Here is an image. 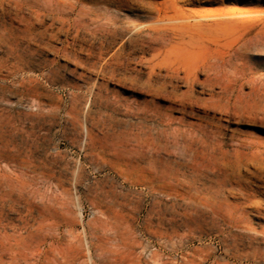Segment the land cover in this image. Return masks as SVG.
I'll use <instances>...</instances> for the list:
<instances>
[{
    "label": "rangeland",
    "instance_id": "obj_1",
    "mask_svg": "<svg viewBox=\"0 0 264 264\" xmlns=\"http://www.w3.org/2000/svg\"><path fill=\"white\" fill-rule=\"evenodd\" d=\"M169 1L223 57L180 101L165 0H0V264H264V0Z\"/></svg>",
    "mask_w": 264,
    "mask_h": 264
},
{
    "label": "bare ground",
    "instance_id": "obj_2",
    "mask_svg": "<svg viewBox=\"0 0 264 264\" xmlns=\"http://www.w3.org/2000/svg\"><path fill=\"white\" fill-rule=\"evenodd\" d=\"M23 1V0H22ZM29 2V1H28ZM41 2V1H40ZM210 2V1H209ZM217 2V1H216ZM35 4V3H33ZM125 4V3H124ZM13 6V5H12ZM124 6V5H123ZM151 6V5H149ZM1 8V7H0ZM5 8V7H4ZM29 8V7H28ZM24 9V7H23ZM41 9V8H40ZM2 10V9H1ZM24 11V10H23ZM21 12V11H20ZM158 17L156 18L154 24H143L142 22L134 23L133 29L130 30L129 35L127 37L128 41H130L133 45H139L140 36L143 32H147L150 36L149 39H142L140 45L142 49L151 47L152 44H157L158 48H155L157 53L156 55L162 56L158 59L157 62L151 65L150 70V79L152 78H161L157 82L156 90L165 89L167 87H171L172 91L169 94L173 100H179L180 94L178 93V82L184 81L188 89L186 92L192 91V87L199 81V74L203 71L206 72L207 77L209 79L213 78L215 82L220 81V76L218 75V67L220 62L223 61V57L218 58V61L212 60H204L200 59V50L203 47H208V44H205V40L203 38V32L201 33L196 29L195 24H191L190 22L179 23L178 21L182 18H189L191 15L180 14L176 7V4L172 1L165 0L158 8ZM225 12V11H224ZM38 14V12H36ZM74 13V12H73ZM31 14V13H30ZM149 14V13H148ZM22 16V14H21ZM20 16V17H21ZM28 16V15H27ZM39 16V15H38ZM47 16V15H46ZM45 17V16H44ZM56 17V16H55ZM215 17V16H214ZM34 18V17H32ZM38 18V17H37ZM48 18V17H47ZM199 18V17H198ZM203 18V17H202ZM14 20V19H13ZM21 20V19H18ZM59 20V19H58ZM219 20V19H218ZM39 21V20H38ZM127 21V20H126ZM215 21V20H214ZM21 22H24L23 20ZM205 22V21H204ZM7 23V22H6ZM41 23V22H40ZM216 24L218 22H215ZM64 24V23H62ZM116 24V23H115ZM223 24V23H222ZM221 23L218 26L222 27V32H225ZM226 24V23H225ZM229 24V23H228ZM25 26V25H24ZM28 26V25H27ZM31 26V25H30ZM37 26V25H36ZM256 23L250 26V30L247 33L251 32V27H255ZM61 27V26H60ZM201 27V26H200ZM210 27V25H209ZM225 27V26H224ZM198 28V27H197ZM217 29L220 30V29ZM30 29V28H29ZM34 29V28H32ZM204 29V28H203ZM210 29V28H209ZM215 29V28H214ZM22 30V29H21ZM20 30V31H21ZM125 30V29H124ZM200 30V29H199ZM230 30V29H229ZM213 31V30H212ZM230 32V31H228ZM217 33V32H216ZM247 33L239 32V38H243ZM41 34V33H40ZM82 34V33H81ZM206 34V33H205ZM222 34V33H221ZM18 35V34H17ZM80 35V34H79ZM127 35V34H126ZM209 35V34H206ZM223 35V34H222ZM21 36V35H20ZM19 36V37H20ZM211 36V35H209ZM213 36V35H212ZM211 36V37H212ZM216 36V35H215ZM81 37V36H80ZM218 37V35H217ZM209 39V38H208ZM24 41V40H23ZM36 41V40H35ZM241 41V39H240ZM29 42V41H28ZM21 43V42H20ZM38 44V43H37ZM33 45V44H32ZM44 46V45H43ZM11 47V46H9ZM214 47V46H213ZM216 47V46H215ZM12 48V47H11ZM219 48V47H217ZM2 49V48H1ZM7 50V49H6ZM206 50V48L204 49ZM210 50V48H209ZM213 50V49H212ZM211 50V52H212ZM215 50V48H214ZM8 51V50H7ZM217 51V50H216ZM215 51V52H216ZM208 52V51H207ZM210 52V51H209ZM202 53V52H201ZM134 54V53H133ZM209 53H207L208 55ZM214 54V53H213ZM216 54V53H215ZM83 55V54H82ZM204 54L205 56H207ZM19 56V54L17 55ZM130 57V56H129ZM134 57V56H133ZM145 57V56H144ZM9 58V56H8ZM136 57H134L135 59ZM16 60V59H15ZM133 61V59H131ZM16 63V62H15ZM132 63V62H131ZM135 64V62H134ZM133 65V63H132ZM137 65V64H136ZM135 65V66H136ZM13 67V66H12ZM33 68V67H32ZM213 71V77H211ZM30 72V71H29ZM34 73V72H33ZM243 73V72H242ZM133 74V73H132ZM15 75V74H14ZM23 75V74H22ZM16 76V75H15ZM203 77V76H202ZM133 78V77H132ZM212 80V79H211ZM136 82V80H135ZM134 82V84H135ZM227 84V83H226ZM231 84V83H229ZM238 84V83H237ZM198 86V85H197ZM217 87V86H216ZM198 88V87H197ZM196 88V89H197ZM234 91V90H233ZM236 91V90H235ZM137 92V91H136ZM196 92V91H195ZM197 93V92H196ZM205 93V92H204ZM185 94V93H182ZM206 96V95H204ZM196 97V95H195ZM158 98V97H157ZM156 98V99H157ZM182 98V97H181ZM190 98V97H189ZM200 98H202L200 96ZM203 99V98H202ZM167 100V99H166ZM186 100V99H185ZM195 100V99H194ZM193 100V101H194ZM199 100V99H198ZM197 100V101H198ZM180 101V100H179ZM192 101V102H193ZM196 101V100H195ZM190 102V101H189ZM206 102V98H205ZM179 103V102H178ZM185 103V102H184ZM221 103V102H220ZM140 104V103H139ZM186 104V103H185ZM179 105V104H178ZM184 105V104H183ZM182 105V106H183ZM194 105V104H192ZM189 106V105H188ZM195 106V105H194ZM180 107V106H179ZM202 107V106H201ZM200 107V109H201ZM210 107V106H209ZM187 108V107H186ZM204 108V107H203ZM205 109V108H204ZM208 109V108H207ZM257 109V108H254ZM169 110V109H168ZM202 110V109H201ZM211 110V109H210ZM209 110V111H210ZM216 110V109H215ZM217 111V110H216ZM178 112V111H177ZM206 112V111H205ZM138 113V112H137ZM229 113V112H228ZM209 114V113H208ZM211 114V113H210ZM257 114V113H256ZM217 115V114H216ZM234 115V114H233ZM204 116V115H203ZM255 116V115H254ZM252 116V117H254ZM139 117V116H138ZM137 117V118H138ZM209 117V116H208ZM233 117V116H232ZM237 117V116H236ZM140 118V117H139ZM229 118V117H228ZM244 118V117H241ZM255 118V117H254ZM208 119V118H207ZM155 121V120H154ZM157 121V120H156ZM168 121V120H167ZM203 121V120H202ZM159 122V121H158ZM196 122V121H195ZM204 122V121H203ZM142 123V122H141ZM172 124V123H171ZM178 124V123H177ZM185 125V124H184ZM189 125V124H188ZM187 125V126H188ZM164 126V125H163ZM192 126V124H191ZM190 127V126H189ZM149 128V126H148ZM136 129V128H135ZM148 130V129H147ZM184 130V129H183ZM176 131V130H175ZM192 131V130H191ZM150 132V131H149ZM158 132V131H157ZM182 132V131H181ZM199 132V131H198ZM215 132V131H214ZM188 133V132H187ZM174 134V133H173ZM185 134V133H184ZM147 135V134H146ZM171 135V134H170ZM213 135V133H212ZM192 136V135H191ZM206 136V135H204ZM208 136V135H207ZM241 136V135H240ZM151 138V137H150ZM178 138V136H177ZM221 138V137H220ZM147 139V138H146ZM155 139V138H154ZM160 139V138H159ZM185 139V138H184ZM187 139V138H186ZM195 139V138H194ZM201 139V138H200ZM148 140V139H147ZM146 140V141H147ZM189 140V139H187ZM145 141V142H146ZM179 141V139H178ZM199 141V140H198ZM183 142V141H182ZM190 142V141H189ZM194 142V141H193ZM206 142V141H205ZM201 143V142H200ZM212 143V142H211ZM141 144V143H140ZM143 144V143H142ZM178 144V143H177ZM164 145V144H163ZM201 145V144H200ZM210 145V144H209ZM195 146V145H194ZM199 146V145H198ZM204 146V145H203ZM167 147V146H166ZM170 147V146H169ZM200 147V146H199ZM254 148V146H253ZM202 150V149H201ZM211 150V148H210ZM189 151V150H188ZM223 152V151H222ZM226 152V151H225ZM224 152V153H225ZM196 154V153H195ZM205 154V153H204ZM227 156V155H226ZM226 158V157H225ZM228 158V157H227ZM207 159V158H205ZM187 160V159H186ZM207 161V160H206ZM183 162V161H182ZM186 162V161H185ZM204 162V161H203ZM181 164V163H180ZM186 167H188V164ZM184 166V165H182ZM194 166V165H193ZM191 167V166H190ZM157 168V167H156ZM167 174V173H166ZM163 175V174H162ZM178 175V174H177ZM166 176V175H165ZM187 176V175H186ZM160 177V176H159ZM158 177V178H159ZM164 177V176H163ZM168 177V176H167ZM178 178V177H177ZM175 179V178H174ZM211 190V189H210ZM229 190V189H228ZM252 199V198H251ZM263 205V204H262ZM257 206V205H256ZM263 207V206H261Z\"/></svg>",
    "mask_w": 264,
    "mask_h": 264
}]
</instances>
